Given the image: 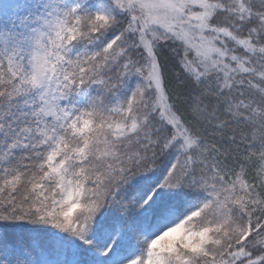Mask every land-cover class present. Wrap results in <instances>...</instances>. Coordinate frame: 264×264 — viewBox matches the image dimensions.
Returning <instances> with one entry per match:
<instances>
[{
  "label": "snow or ice",
  "instance_id": "snow-or-ice-1",
  "mask_svg": "<svg viewBox=\"0 0 264 264\" xmlns=\"http://www.w3.org/2000/svg\"><path fill=\"white\" fill-rule=\"evenodd\" d=\"M0 264H264V0H0Z\"/></svg>",
  "mask_w": 264,
  "mask_h": 264
}]
</instances>
